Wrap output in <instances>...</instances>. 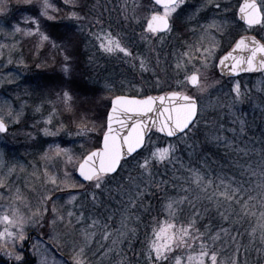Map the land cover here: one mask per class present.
<instances>
[{
	"label": "snow or ice",
	"instance_id": "6c2138e0",
	"mask_svg": "<svg viewBox=\"0 0 264 264\" xmlns=\"http://www.w3.org/2000/svg\"><path fill=\"white\" fill-rule=\"evenodd\" d=\"M62 2L73 9L66 16L54 0H18L35 8V12L23 17L27 27L15 24L5 37L16 34L35 37L38 50L49 45L61 55L64 75L70 76L72 34L57 44L45 23L61 17L75 22L77 29L82 30L86 16L75 10L76 0ZM208 4L218 10L219 18L201 24L198 19L201 8H195L185 22L192 25L185 33L191 34L190 39L182 42L179 51L164 54L163 61L165 38L174 32L178 17L190 6L189 0H122L119 5L122 19L130 26L136 24L141 28L139 40L147 45L146 55H134L127 42L136 36L135 31L130 37L110 25L106 27L103 14L88 21L90 36L99 52L129 61L141 75L150 73L155 77L153 88L162 94L148 95L149 89L136 87L132 81L127 82L126 91L115 94L116 84L108 79L103 85L108 95L97 102L88 97L79 98L67 81L58 85L60 90L55 93V102L49 101L52 112L43 121L45 127L41 131L46 137H58L66 128L61 125L52 130L59 105L74 118L75 136L84 142L79 145L78 156L71 148L58 143L49 145L42 154L44 161L64 160L65 167L55 172L45 167L39 177L36 172L32 173L41 180L42 188L39 192L32 189L36 192L35 205L22 195L19 187L12 194L10 181L16 165L9 166L0 154L3 173L0 199L7 192L10 201L6 206L0 204V252L12 264H29L23 255V244L27 241L25 229L29 225L49 223L46 220L49 214L53 233L57 225L64 227L66 236H72L79 229L78 239L69 241L71 264H130L123 245L127 242L131 249L142 223L147 233L145 264H241L242 247L244 264L250 247L256 252V264H264V136L259 141L246 138L247 123L235 110L243 97L239 81L232 88V101L226 105L234 117L232 127H226L219 120H208L204 113L214 105L200 102L214 86L204 83L210 67H219L222 74L230 77L241 72H264V37L257 40L240 36L230 51L218 57L221 41L217 37L226 34L229 9L224 8L220 13L221 4L217 0H208ZM9 9L7 0H0V16L6 15ZM231 15L235 18L236 13ZM238 17L249 29L259 26L264 30V0H243L238 4ZM93 27L97 30H92ZM15 47V44L0 42V67L13 63L9 56L4 64L3 57L6 49ZM169 55L175 60V74L182 79L176 80L175 90L164 91L160 75L167 69L161 64L167 65ZM11 75L8 73L9 78ZM167 86L172 88L171 84ZM120 87L125 88L124 81ZM189 90H195L196 94H189ZM101 105L103 112L98 113ZM22 107L17 111L9 101L0 102V134H7L10 125L20 123ZM202 123L206 129L203 132ZM97 130L95 146L86 147L90 143L88 138ZM159 135L167 141L163 145L152 139ZM201 135L203 141L197 139ZM209 145L215 146L220 159L205 152ZM253 155L259 157L255 166L250 159ZM161 167L165 169L163 172L159 170ZM75 173L82 180L78 181ZM57 193L68 196L67 204L72 210L64 211L56 206ZM81 199L93 205L94 210L88 215L83 204H78ZM153 199L159 203L155 215L152 214ZM18 205H23L24 213ZM145 216L149 218L146 223ZM246 223L251 225L250 229L244 228ZM245 234L249 237L248 246L242 244ZM52 238L58 240V234ZM230 249L231 255H226ZM41 264H46V260Z\"/></svg>",
	"mask_w": 264,
	"mask_h": 264
},
{
	"label": "rangeland",
	"instance_id": "374dc122",
	"mask_svg": "<svg viewBox=\"0 0 264 264\" xmlns=\"http://www.w3.org/2000/svg\"><path fill=\"white\" fill-rule=\"evenodd\" d=\"M239 1L241 0H217V2L221 4L220 13H222L224 8L229 9V13L226 15V19L228 20V25L225 29L226 34L222 38L217 37L221 41V47L217 54L218 57L225 53L238 37L243 36L244 34L254 35L259 40L264 37V30H261L259 26L249 29L243 24L239 23L240 21L236 16L234 18L231 15L232 12H236L238 4L240 3ZM79 2H81V0H79ZM121 2L122 0H87L86 2H81L79 4V6H81L80 9L82 10L80 12L81 15L86 16L82 31L87 33L88 36L85 35L86 38L84 47L90 52V59L88 57L89 62L85 65V67H87L88 71L91 72L90 78L93 79V82L99 83L96 85V87L101 89L99 98L106 97L108 95V93L103 89V85L108 79L114 81L116 84L115 94H121L123 91H126L128 81H132L136 87L142 86L149 89V92L146 94H149L150 92L152 93L153 91H160L159 89L153 88V81L155 80V77H153L150 73L141 75L139 71L132 68L129 61L122 60L120 57H109L103 55L101 52L100 54L105 58L106 63L96 61L97 59H95V57L98 56L97 53L93 51L98 50L95 40L90 36L88 21L93 20L101 14H103V21L106 27L110 25L115 31L126 34L128 33L130 37L131 33L135 31L136 36L132 37L127 42L131 47L133 46L132 44L137 46L135 49H133L134 55L137 53L141 55L147 54V45L143 41L139 40L141 28L136 24H132L130 26L128 23L123 21L119 11V5ZM189 4L190 6L181 13L180 17H178L177 26L175 27L174 32L165 38V43L162 46V61L164 54H170L179 51L181 49L182 42L184 40L190 39L191 34L185 33L187 27H191L192 25H187L185 22L188 14L194 11L195 8H201V12L198 17L201 24H207L210 20L219 18L218 10H216L211 4H208V0H189ZM4 16L5 15L0 16V42L7 43L9 45L15 44L16 47L9 48L4 51L3 63L7 64V59L9 56L11 57L13 63L7 65V67H0V76L4 77L3 79H0V102L5 100L9 101L13 108L17 111H20L21 106H23V115L19 124L10 125L9 132L7 134H0V154L3 155L4 160L9 166L16 165V173L10 181L13 190L12 194H15V189L19 187L21 189L22 195L31 201L33 205H35L37 202L36 192L42 190L41 180L37 178L39 177V174L45 167H48L49 171L51 172H55L57 169L63 170L65 167L64 160H55L51 162L44 161L41 159L42 154L48 149L49 145L58 143L61 145V147L71 148L73 153L78 156L80 152L79 145L84 141L75 136L76 127L73 123L74 118L71 116H69V123L62 120L61 118L56 120L53 118V131H55L56 128L60 127L61 125L66 126V128L61 130L58 137H46L43 135L41 131V129L45 127L43 121L48 118L50 113L43 112L41 106L38 104L36 105L33 102L31 107L30 100L27 98V90H25L26 85L21 87L19 83L20 79L25 75V71L23 69L24 63H21L22 57L20 56V48L18 46L19 34H16L14 37L11 35L7 36V38L5 37V34L10 33L12 28L3 24ZM63 21L64 23L74 24L76 26L75 22L73 21H68L67 19L62 18L61 22ZM92 30L95 31L97 29L93 27ZM157 50H160V48ZM217 61L218 59L215 61L216 64ZM112 63L113 65H111ZM43 66H47L45 67L44 72H46L48 75H59L58 72L60 71L61 66L51 67L48 62ZM174 66L175 60L171 55H169L167 65L164 63L161 64L162 68L166 67L167 69L166 73H161L160 75L161 81L164 82L161 85L164 91L175 90L176 80L182 79V76L178 77L175 74ZM119 69L122 75L119 74ZM78 71H76L77 74L79 73ZM8 73L12 74L10 78L8 77ZM207 73L208 79L204 81V83L214 86L209 89L208 94H205L201 97L200 102L202 105L211 104L215 107L219 105V103L224 104L227 99L228 101H231L232 97L234 96L232 88L237 81L240 83L241 90L244 88L248 89L251 86H264V72L253 76L245 75L232 79L223 78L221 75H219L216 67H210L207 70ZM47 74H45L43 78L45 82L50 79ZM32 78L33 77L30 79ZM65 78L69 79L70 76L63 77L61 80L63 81ZM77 78H79L78 82H80V77L77 76ZM9 79H11V83L8 82ZM141 80L144 81L143 84L139 83ZM62 81L59 79L49 83V91L52 93L59 91L60 89L58 85H62ZM121 81L125 82V88L123 89L120 87ZM217 81L219 83H216ZM29 84H27V87H30ZM168 84H171L172 88H169L167 86ZM76 94L79 98H82L80 97L79 93ZM189 94H196L195 90H189ZM99 100L100 99H97L96 101L99 102ZM38 107L40 108L39 112L36 111ZM214 107L208 108L205 111L204 116H206V114H208L210 111L212 112ZM97 112H103L102 105L97 109ZM96 123L99 124L100 121L97 120ZM69 133H71V135H69ZM98 136L99 132L97 130L96 134H93L88 138L90 143L86 144L85 146L94 147V141ZM153 140L158 141L161 145L167 142H161L158 140V138H153ZM146 154L147 153H145V155ZM33 165H35V167H33ZM21 169H23V171H21ZM68 169L69 171L72 170L71 165H68ZM33 172L37 173V177L32 176ZM2 174L3 173L0 172V175ZM33 188H35L36 192L32 191ZM8 196L9 193L4 192L3 199H0V204H4L6 206L8 203H10ZM67 200V195L57 193L55 204L58 208H61L64 211L72 210V207L67 204ZM85 201L86 199H81L78 201V204H83L84 209L86 210L85 214L88 215L89 212L93 211L94 209L92 206H86ZM18 207L22 213L25 212L23 205H18ZM49 207H51V205H49ZM51 219L52 217L49 214L46 216V220L49 223H45L43 226L29 225L25 229L27 241L23 244V255L29 264H41V261L44 260H46V264H71L72 249L69 241L72 239H78L79 229H77V231L73 233L72 236H66L64 234V227L62 225H57L55 233H53L50 225ZM0 230H2V226H0ZM33 231L37 234V237L31 238L29 233L31 232L32 234ZM56 234H58V240L52 238L53 235ZM131 243H135V241L132 240ZM34 245L36 247H33ZM123 247L126 251L127 257H131L136 253V249L134 247L131 246V249H129L127 242H125ZM95 250L96 247L93 246V251ZM229 253L230 250L226 253V255H231ZM253 259H256V253L253 256ZM140 261L141 260L136 259L134 256L133 258H129L130 264H145V262L140 263ZM0 264H12V261L5 257L2 252H0ZM105 264H107V262H105ZM251 264H256V261H253Z\"/></svg>",
	"mask_w": 264,
	"mask_h": 264
},
{
	"label": "trees",
	"instance_id": "16d2710c",
	"mask_svg": "<svg viewBox=\"0 0 264 264\" xmlns=\"http://www.w3.org/2000/svg\"><path fill=\"white\" fill-rule=\"evenodd\" d=\"M77 7L75 10L82 11L80 9L81 6L79 4L81 2H86L87 0H76ZM8 4L10 5V9L7 12V14L4 16L3 24L6 26L12 28L15 24H20L22 28L27 27V25L23 22V17L33 14L35 12V8H29L28 6L23 5L22 3H18V0H7ZM54 2L57 4L58 7H61L62 14L66 16V14L73 9L70 7H65L63 5L62 0H54ZM61 17H57L56 21H47L45 23V27L47 28L49 34L51 35L52 39L56 41L57 44H60L62 42H65V37L68 34H72L73 37V45H72V56H73V71L70 75V78H65L63 81L61 80L63 77H66L63 75L62 72V63H61V55L59 53H55L49 45H45L43 48L37 49V38L25 36L23 34L18 35V46L20 51V56L22 57L23 61V69L25 71L24 77H22L19 81L21 87L25 86V90H27V98L30 100V106L32 107V102L34 104H38L41 106L42 111L47 113L52 112V107L49 103V101L55 102L56 96L55 93L49 91L48 84L51 82H54V80H59L63 82H68L71 89L74 90L75 93H79L80 97H88L90 99H100L99 93L101 92V89L96 87L97 84L93 82V79L90 78L91 72L88 71L87 67L85 65L89 62L88 57L90 59V52L87 48L84 47L85 44V35L88 36L87 33H84V31L77 29V27L74 24H67L61 22ZM127 35H129L127 33ZM133 49H135L137 46L132 44ZM91 48V47H90ZM97 53L98 57H95L97 59L96 61H101L102 63H106V60L104 57L101 56L100 52L93 51ZM55 56V59L52 57ZM112 61V60H111ZM49 63L51 67L55 66H61L60 71L58 72L59 75L52 76L48 75L46 72H44L46 63ZM109 63V62H107ZM37 65H40V67H37ZM113 65V63L111 64ZM49 66V67H50ZM123 67V66H121ZM123 69V68H122ZM79 70V71H78ZM78 71L79 73L77 74ZM119 74L120 69L118 70ZM45 74L49 76V80L45 82L43 79ZM118 74V75H119ZM80 77V82L79 78ZM253 76V75H252ZM33 77L32 79H30ZM30 83V84H29ZM27 84L30 85V87H27ZM57 87V86H55ZM27 88V89H26ZM149 92V91H148ZM161 91H153L152 93H160ZM243 97L242 102L236 105V114L241 119H244L247 123L246 127V138H252L256 141H259L262 136H264V86L262 87H254L251 86L248 89H242L241 90ZM151 93V92H150ZM233 99V97H232ZM231 99V101H232ZM231 101H228V99L225 101L224 104L219 103V105L215 106L212 112L210 111L208 114H206V118L208 120H219L222 121L226 127H232L231 121L234 119L229 114V110L226 107L228 103ZM220 105H224L223 108L220 107ZM70 114L63 111V108L59 105H57V113L53 117L54 120L56 119H62L64 121L69 120ZM69 123V122H68ZM238 127V125H237ZM201 130L206 131V129L203 128V123L201 124ZM153 138H158L161 142H166L163 137L161 136H153ZM200 141H203V135L199 136L197 138ZM191 142V141H190ZM259 147V144H257ZM205 152L214 154L215 159H220L219 152L216 151L215 146L209 145ZM145 155V153H144ZM187 159V158H186ZM251 161L253 162V166H255L256 162L259 160L258 156L253 155L251 158ZM243 162V161H242ZM161 172H163L165 169L160 168ZM86 206H92L93 205L88 202V200L85 201ZM151 204L153 206L152 214L155 215L156 212L159 210V203L157 200L153 199L151 201ZM149 218L147 216L144 217V222L146 223ZM207 222V221H205ZM254 223V220L252 221V224ZM250 224H245L244 228L250 229ZM244 228L241 229V232L244 231ZM38 232V230H37ZM33 236H37V234L33 231ZM147 233L144 230V224L142 223L140 225V229L138 231V234L136 238L133 240L135 243H132V247L136 249V253L133 254L136 259L141 260L140 263L145 262V256H144V249H145V239H146ZM242 244L245 246H248L249 244V237L247 234H245L242 238ZM256 246L259 247V240L256 241ZM231 249L230 253L231 254ZM255 251L251 249L249 254L247 255V264H251L253 261H256V259H253V256L255 255ZM133 256L128 257L133 258ZM241 264H244L245 255L243 247L241 248ZM134 262V261H132Z\"/></svg>",
	"mask_w": 264,
	"mask_h": 264
},
{
	"label": "water",
	"instance_id": "95a60500",
	"mask_svg": "<svg viewBox=\"0 0 264 264\" xmlns=\"http://www.w3.org/2000/svg\"><path fill=\"white\" fill-rule=\"evenodd\" d=\"M241 3L243 2V0L242 1H240ZM236 13V15H237V18H238V20H239V17H238V9H237V12H235ZM241 23H243V24H245L243 21H241ZM246 25V24H245ZM254 27H256V26H254ZM249 37H255V36H251V35H249ZM256 38V37H255ZM239 39V38H238ZM237 39V40H238ZM257 39V38H256ZM258 40V39H257ZM235 44V43H234ZM233 47H234V45H233ZM231 50V49H230ZM217 65H218V62H217ZM217 70H218V73H219V75H222V76H225V77H228V75L227 74H222L221 72H220V69H219V67H217ZM255 72H259V71H255ZM261 72V71H260ZM241 73H243V72H241ZM251 73V72H250ZM240 74V73H239ZM236 74H233L232 76H235ZM101 139H102V137H101ZM75 175H77L78 176V173H76ZM78 178H79V176H78ZM80 180H82V178H79Z\"/></svg>",
	"mask_w": 264,
	"mask_h": 264
}]
</instances>
